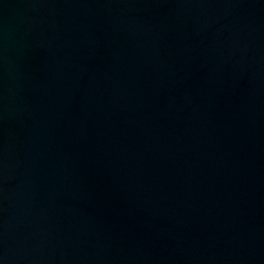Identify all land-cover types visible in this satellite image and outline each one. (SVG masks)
I'll return each instance as SVG.
<instances>
[{"label": "water", "instance_id": "95a60500", "mask_svg": "<svg viewBox=\"0 0 264 264\" xmlns=\"http://www.w3.org/2000/svg\"><path fill=\"white\" fill-rule=\"evenodd\" d=\"M0 264H264V0H0Z\"/></svg>", "mask_w": 264, "mask_h": 264}]
</instances>
